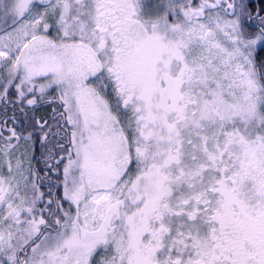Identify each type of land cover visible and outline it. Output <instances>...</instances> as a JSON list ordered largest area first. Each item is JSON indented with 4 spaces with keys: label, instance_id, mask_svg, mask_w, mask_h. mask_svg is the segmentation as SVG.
<instances>
[{
    "label": "snow or ice",
    "instance_id": "obj_1",
    "mask_svg": "<svg viewBox=\"0 0 264 264\" xmlns=\"http://www.w3.org/2000/svg\"><path fill=\"white\" fill-rule=\"evenodd\" d=\"M0 264H264V7L0 0Z\"/></svg>",
    "mask_w": 264,
    "mask_h": 264
},
{
    "label": "flooded vegetation",
    "instance_id": "obj_2",
    "mask_svg": "<svg viewBox=\"0 0 264 264\" xmlns=\"http://www.w3.org/2000/svg\"><path fill=\"white\" fill-rule=\"evenodd\" d=\"M251 2L254 7H264V3H262V0H251Z\"/></svg>",
    "mask_w": 264,
    "mask_h": 264
}]
</instances>
